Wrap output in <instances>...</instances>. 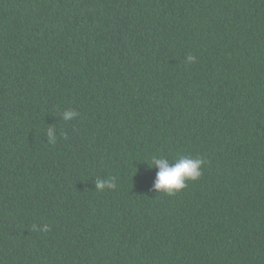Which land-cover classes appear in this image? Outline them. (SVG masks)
Listing matches in <instances>:
<instances>
[{
  "label": "trees",
  "instance_id": "obj_1",
  "mask_svg": "<svg viewBox=\"0 0 264 264\" xmlns=\"http://www.w3.org/2000/svg\"><path fill=\"white\" fill-rule=\"evenodd\" d=\"M0 264H264V0H0Z\"/></svg>",
  "mask_w": 264,
  "mask_h": 264
},
{
  "label": "clouds",
  "instance_id": "obj_2",
  "mask_svg": "<svg viewBox=\"0 0 264 264\" xmlns=\"http://www.w3.org/2000/svg\"><path fill=\"white\" fill-rule=\"evenodd\" d=\"M195 57L189 55L187 57L188 62H192ZM78 113L75 110L69 109L63 112L62 118L65 121L74 119ZM55 129L49 127L47 130V136L49 143H55L56 136H53ZM205 164V160L199 157H192L182 155L174 161H170L163 156H154L152 158V167L158 169L156 173V179L154 182V188L158 191L163 190L168 194H175L180 190L187 187L186 181L198 180L202 175V166ZM116 187L115 178L97 179L95 182V189L97 191H103L105 188L114 189ZM34 230L47 231L48 226L44 225L40 229Z\"/></svg>",
  "mask_w": 264,
  "mask_h": 264
}]
</instances>
